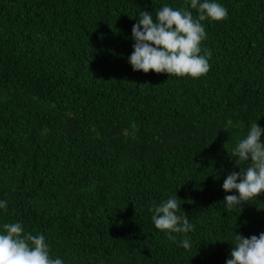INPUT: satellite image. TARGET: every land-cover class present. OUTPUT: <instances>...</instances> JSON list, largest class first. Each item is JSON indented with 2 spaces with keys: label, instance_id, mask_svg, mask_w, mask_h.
I'll return each instance as SVG.
<instances>
[{
  "label": "trees",
  "instance_id": "trees-1",
  "mask_svg": "<svg viewBox=\"0 0 264 264\" xmlns=\"http://www.w3.org/2000/svg\"><path fill=\"white\" fill-rule=\"evenodd\" d=\"M220 2L193 78L127 59L140 11L186 0H0V223L43 232L65 264H225L235 232H264V192L226 212L222 188L264 128V0ZM176 193L191 249L151 220Z\"/></svg>",
  "mask_w": 264,
  "mask_h": 264
},
{
  "label": "clouds",
  "instance_id": "clouds-1",
  "mask_svg": "<svg viewBox=\"0 0 264 264\" xmlns=\"http://www.w3.org/2000/svg\"><path fill=\"white\" fill-rule=\"evenodd\" d=\"M190 9H195L193 16ZM229 15L220 0H186L185 6L162 4L153 12L142 10L131 29L133 51L128 62L133 70L145 73L154 70L176 76L197 78L210 70V50L202 51V41L207 38L203 21L223 20ZM264 128L257 121L251 124L246 135L237 140L231 157L239 165L249 162L239 171L230 172L223 180L222 188L226 212L242 207L243 202L257 198L264 192ZM235 190V192H232ZM181 203L175 195H169L159 203L149 206L151 220L157 229L165 232L177 246L191 249L188 233L195 225L184 213L178 214ZM8 211V201L0 199V213ZM175 234H183L177 238ZM0 264H65L50 254V245L43 232L33 234L25 229L22 221L0 223ZM225 264H264V232L244 236L235 232L234 246Z\"/></svg>",
  "mask_w": 264,
  "mask_h": 264
}]
</instances>
